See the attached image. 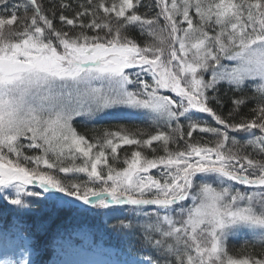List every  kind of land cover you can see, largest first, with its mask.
Returning <instances> with one entry per match:
<instances>
[{
	"label": "snow or ice",
	"instance_id": "1",
	"mask_svg": "<svg viewBox=\"0 0 264 264\" xmlns=\"http://www.w3.org/2000/svg\"><path fill=\"white\" fill-rule=\"evenodd\" d=\"M221 82L253 85L255 106L242 114L249 101L234 98L218 112ZM119 108L145 113L154 132L90 141L74 127ZM197 131L214 139L192 142ZM24 197L126 206L144 218L130 264H264L227 248L241 232L264 247V0H0V201L26 209Z\"/></svg>",
	"mask_w": 264,
	"mask_h": 264
},
{
	"label": "trees",
	"instance_id": "2",
	"mask_svg": "<svg viewBox=\"0 0 264 264\" xmlns=\"http://www.w3.org/2000/svg\"><path fill=\"white\" fill-rule=\"evenodd\" d=\"M19 2V0H14ZM46 9L51 8L53 5L60 3V0H40ZM73 4V9L83 0H66ZM148 3V0H144ZM59 9L57 8V12ZM70 16L74 14L72 10H65ZM145 9L141 8L140 12L143 13ZM23 12L21 11V15ZM57 27H59L58 15L55 21ZM128 35L137 39L143 43V38L140 36L139 29L130 28ZM220 101V105H217L213 101V107L227 116L228 112L232 109V100L234 98L246 97L249 101L247 106H242V114L248 113L251 107L255 106L253 102L254 91L250 87H246L242 92L233 91L230 86L221 83L218 86L217 92L214 94ZM185 127L187 122L184 121ZM121 126L126 128L130 132H136L144 130L146 132H154V127L149 122H111L94 126H82L74 123L76 130L86 136L90 141H94L96 137L102 136L105 130H118ZM215 126V125H214ZM187 138V137H186ZM214 139L211 134L199 133L198 131L193 134L192 142H208ZM183 143V142H181ZM159 147L158 145H154ZM135 146H122L118 152L119 162L117 167H123V159L126 155L130 156L131 151ZM251 151V149H247ZM31 153L30 155H32ZM146 154L151 155V152L146 150ZM77 163L82 161L77 160ZM109 162L112 163L111 157ZM71 162H66L67 166ZM61 178L68 179L65 174L60 173ZM82 180H86L87 177L80 174ZM27 201V198H24ZM35 203L29 205L26 209H18L15 207L14 211L6 210L0 207V226L7 228L8 226H17L20 233L30 240L29 248L34 253V257L39 261L46 260L51 255V247L53 241L59 236L60 233H68L74 227H85L93 234V241L97 244L101 242L104 246L112 248H120L121 253L128 257L138 258L141 255V244L139 236V224L143 222L144 218L136 216L135 213L129 211L126 206H120L114 209H96L92 206H81L78 209L67 208L63 206H56L53 202L46 201L44 198L34 201ZM151 210V209H149ZM133 225L131 229H125L122 224ZM253 237H246L242 239H228L227 248L230 255L240 256L247 255L249 253L255 254L258 257L261 253H264V247L256 245L253 247ZM247 242V247L245 246Z\"/></svg>",
	"mask_w": 264,
	"mask_h": 264
},
{
	"label": "rangeland",
	"instance_id": "3",
	"mask_svg": "<svg viewBox=\"0 0 264 264\" xmlns=\"http://www.w3.org/2000/svg\"><path fill=\"white\" fill-rule=\"evenodd\" d=\"M224 63L231 65L233 62L224 61ZM209 75L210 73L206 74V78ZM221 83L227 84L226 82ZM95 86L99 87L100 85L97 83ZM248 86L253 88L251 84ZM121 116L148 120L146 114L141 111L119 108L115 110H106L99 118L88 116L76 118L74 123L79 121L80 124H94L106 120H113ZM194 119L206 121L215 125L214 121H212L207 114H197ZM230 135L235 136L241 143L249 138L243 133H231ZM31 153L33 152H27L28 155ZM152 171L155 175L159 174L156 170ZM24 198L28 199L25 201L28 205L35 203L34 201L36 199H43V197ZM0 207L11 211L17 210L15 209L16 206L8 205L3 201H0ZM6 229L7 230H3V228H0V262L4 260L19 261L21 259H27L30 264H34L33 257L28 249V241L23 239V235L17 231L14 225L8 226ZM246 236L252 237L249 233L241 232L230 238H245ZM133 259L134 258H125L119 255V252L111 248H106L100 243L94 244L92 232L85 227L79 226L72 228L68 233L59 234V237L52 247L51 257L42 264H130Z\"/></svg>",
	"mask_w": 264,
	"mask_h": 264
}]
</instances>
